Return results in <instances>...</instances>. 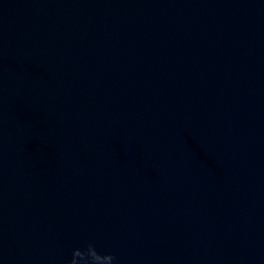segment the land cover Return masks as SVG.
<instances>
[{
  "label": "water",
  "instance_id": "95a60500",
  "mask_svg": "<svg viewBox=\"0 0 264 264\" xmlns=\"http://www.w3.org/2000/svg\"><path fill=\"white\" fill-rule=\"evenodd\" d=\"M264 264V0H0V264Z\"/></svg>",
  "mask_w": 264,
  "mask_h": 264
},
{
  "label": "clouds",
  "instance_id": "9594fccd",
  "mask_svg": "<svg viewBox=\"0 0 264 264\" xmlns=\"http://www.w3.org/2000/svg\"><path fill=\"white\" fill-rule=\"evenodd\" d=\"M115 260L112 252H101L93 241H89L83 247L73 248L66 264H114Z\"/></svg>",
  "mask_w": 264,
  "mask_h": 264
}]
</instances>
